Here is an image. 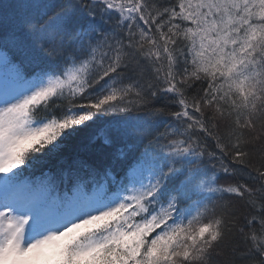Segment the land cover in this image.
I'll return each mask as SVG.
<instances>
[{
	"label": "snow or ice",
	"instance_id": "1",
	"mask_svg": "<svg viewBox=\"0 0 264 264\" xmlns=\"http://www.w3.org/2000/svg\"><path fill=\"white\" fill-rule=\"evenodd\" d=\"M0 264H264V0H0Z\"/></svg>",
	"mask_w": 264,
	"mask_h": 264
},
{
	"label": "trees",
	"instance_id": "2",
	"mask_svg": "<svg viewBox=\"0 0 264 264\" xmlns=\"http://www.w3.org/2000/svg\"><path fill=\"white\" fill-rule=\"evenodd\" d=\"M84 135H86V134H82V136H84Z\"/></svg>",
	"mask_w": 264,
	"mask_h": 264
}]
</instances>
